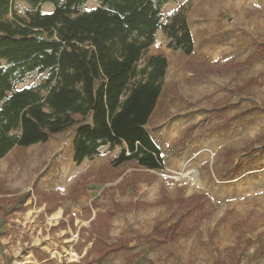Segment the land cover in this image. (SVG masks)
Masks as SVG:
<instances>
[{
    "label": "rangeland",
    "instance_id": "1",
    "mask_svg": "<svg viewBox=\"0 0 264 264\" xmlns=\"http://www.w3.org/2000/svg\"><path fill=\"white\" fill-rule=\"evenodd\" d=\"M99 5L100 0H88L80 11ZM54 8L46 3L42 11L50 13ZM33 9L26 0H16L13 6L21 16ZM177 12L187 17L192 52L171 47V39L160 27L138 64L140 69L153 54L168 59L162 93L146 125L163 157V169L151 171L156 179L121 194L115 187L123 175H117L130 176L139 169L134 163L112 165L123 148L119 145L104 144L98 154L76 162V126L46 142L16 145L0 158V198H6L1 204L7 209L0 211V264H39L36 249L41 255L49 253L59 264L83 263L93 244H83L84 235L93 233L83 228L102 209L93 208L88 218L87 206L95 198L111 207L116 200L154 202L164 195L177 197L179 190L184 196L205 193L211 215L189 235L162 248L133 241L131 251L142 252L137 264L143 260L145 264H232L239 253L240 264H264V77L261 86L230 94L234 87L264 73V57L229 73H210L200 79L194 77L191 65L245 62L255 55L264 42V0H164L161 23H169ZM5 18L12 19L13 13ZM50 75L49 70L27 73L16 81L14 90L39 87ZM221 99L226 102L225 118L208 114ZM35 188L67 198L49 211L46 201L38 202L33 196ZM27 192L31 197L24 205L20 201ZM176 209L160 205L122 212L112 219L109 241L149 233L159 221L168 225L176 218ZM13 210L19 211L4 216ZM123 253L112 254L102 264H128Z\"/></svg>",
    "mask_w": 264,
    "mask_h": 264
},
{
    "label": "trees",
    "instance_id": "2",
    "mask_svg": "<svg viewBox=\"0 0 264 264\" xmlns=\"http://www.w3.org/2000/svg\"><path fill=\"white\" fill-rule=\"evenodd\" d=\"M15 1L0 0V158L16 145L46 142L54 134L76 126V162L98 154L104 144L123 146L112 165L134 163L139 170L130 176L119 173L117 177H123L115 188L124 195L140 183H152L156 175L151 171L163 169L164 163L161 149L146 125L161 96L168 59L163 54H153L140 69L138 64L154 43L160 27L171 39V47L182 48L187 54L192 52L193 38L186 15L177 12L169 23L162 24L164 0H100L99 6L84 12L80 7L88 0H26L34 9L27 12V16H21L13 10ZM46 3L55 6L52 12L42 11ZM10 12L13 18H5ZM262 56L264 42L245 62L191 65L194 77L200 79L210 73H229L243 68ZM47 70L51 75L39 87L14 90L16 81L27 73ZM138 75L140 78L133 82ZM263 77L264 73L251 78L234 87L230 94H243L261 86ZM226 112V102L221 99L208 114L225 118ZM77 115L91 120L79 121ZM17 131L20 133H15ZM30 195L27 192L20 203L25 205ZM33 196L38 202L46 201L49 211L67 198L40 188L34 189ZM207 199L205 193L184 196L179 190L177 197L164 195L154 202L116 200L109 207L95 198L92 206H87L88 218L93 208L102 206V209L83 230L89 229L87 234L96 233L84 235L82 241L83 244L92 241V247L83 263L70 264H102L112 254L120 252L127 254L128 264H137L136 257L142 258V252L134 254L130 243L136 241L140 246L158 249L189 235L211 215ZM0 200V211L7 210L1 204L6 198ZM160 205L177 208L172 223L166 225L159 221L149 233L109 241L112 237L107 233L114 216ZM17 211L4 212V216ZM40 252L35 250L39 264H59L49 253L41 255ZM241 258L242 253H239L232 264H240Z\"/></svg>",
    "mask_w": 264,
    "mask_h": 264
}]
</instances>
